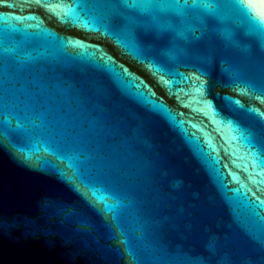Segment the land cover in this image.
<instances>
[{"label":"water","instance_id":"water-1","mask_svg":"<svg viewBox=\"0 0 264 264\" xmlns=\"http://www.w3.org/2000/svg\"><path fill=\"white\" fill-rule=\"evenodd\" d=\"M216 2L180 39L123 0H0V264H264V48Z\"/></svg>","mask_w":264,"mask_h":264},{"label":"clouds","instance_id":"clouds-1","mask_svg":"<svg viewBox=\"0 0 264 264\" xmlns=\"http://www.w3.org/2000/svg\"><path fill=\"white\" fill-rule=\"evenodd\" d=\"M123 4L141 16L150 17V23L146 27L154 28L158 33L172 32L180 39H185L187 31L191 30L192 26L185 23L190 13L211 17L221 24L232 17L231 12L222 8L216 0H123ZM241 5L249 8L255 19L249 17ZM227 8L243 14L246 21L256 28V33L248 32L247 35L256 36L259 33L258 42L264 48V14L251 7L248 0H236L234 5ZM164 55L174 58L171 51H165ZM89 191L94 201L104 204L106 210H111L121 203L119 197L110 194L102 186H91ZM110 200L113 203H108Z\"/></svg>","mask_w":264,"mask_h":264},{"label":"snow or ice","instance_id":"snow-or-ice-1","mask_svg":"<svg viewBox=\"0 0 264 264\" xmlns=\"http://www.w3.org/2000/svg\"><path fill=\"white\" fill-rule=\"evenodd\" d=\"M241 7L244 9V11L247 13V15L249 16V17H251L252 19H255L254 17H252V13H251V11H250V9L249 8H247V7H245L244 5H241ZM77 30H81V31H83L84 29H82V28H78ZM206 85L204 86V91H205V93H206ZM18 158H22V154H20V157H18Z\"/></svg>","mask_w":264,"mask_h":264}]
</instances>
